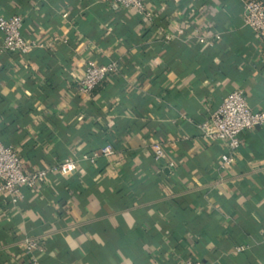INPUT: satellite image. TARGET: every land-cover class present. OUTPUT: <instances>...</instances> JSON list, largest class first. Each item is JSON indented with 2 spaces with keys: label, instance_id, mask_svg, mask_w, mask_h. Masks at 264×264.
Listing matches in <instances>:
<instances>
[{
  "label": "crops",
  "instance_id": "0c3cea01",
  "mask_svg": "<svg viewBox=\"0 0 264 264\" xmlns=\"http://www.w3.org/2000/svg\"><path fill=\"white\" fill-rule=\"evenodd\" d=\"M244 1L144 0L146 21L107 0H0L34 43L0 48V138L23 172L77 165L15 205L0 195V264H264V125L223 168L226 144L195 128L234 89L264 111V40L243 24ZM88 60L118 69L81 93ZM103 146L112 153L82 158Z\"/></svg>",
  "mask_w": 264,
  "mask_h": 264
},
{
  "label": "built area",
  "instance_id": "2783aa9c",
  "mask_svg": "<svg viewBox=\"0 0 264 264\" xmlns=\"http://www.w3.org/2000/svg\"><path fill=\"white\" fill-rule=\"evenodd\" d=\"M113 6L132 10L146 21L151 20L149 11L144 6V0H107ZM243 24L264 40V1L245 0L243 2ZM21 18L17 14H0V48L8 52L23 56L28 53L34 43L25 40L20 34ZM118 69L114 62L98 64L88 60L84 67L82 77L77 80L76 88L81 93L90 92L108 74ZM264 125V111L252 110L239 89L229 91L222 97L217 107L203 120L195 124L199 139L205 144L218 141L224 142L227 151L220 156L219 167L223 168L231 161V155L240 142V134ZM112 153L109 146H103L92 151L82 158L89 162L97 156H106ZM152 156L155 160L164 156L163 147L159 143L152 144ZM167 166L173 164L167 161ZM76 161L68 159L63 162L49 165L35 171L23 172L20 159L11 144L5 143L0 138V195L4 196L10 205H15L22 197V188L32 189L48 173H58L64 176L76 168ZM26 253L36 248V242L32 238L24 237L19 242ZM241 245L234 246V251H241ZM31 264H38L31 258ZM181 264H206L198 258H184Z\"/></svg>",
  "mask_w": 264,
  "mask_h": 264
}]
</instances>
